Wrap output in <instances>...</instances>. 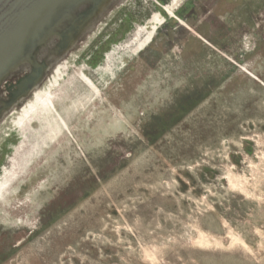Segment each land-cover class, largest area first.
<instances>
[{
  "label": "rangeland",
  "instance_id": "1",
  "mask_svg": "<svg viewBox=\"0 0 264 264\" xmlns=\"http://www.w3.org/2000/svg\"><path fill=\"white\" fill-rule=\"evenodd\" d=\"M168 2L112 0L70 51L133 127L78 83L51 91L70 148L47 137L54 115L21 133L0 114V175L50 149L37 228L0 204V264H264V0H187L139 59L97 73Z\"/></svg>",
  "mask_w": 264,
  "mask_h": 264
},
{
  "label": "bare ground",
  "instance_id": "2",
  "mask_svg": "<svg viewBox=\"0 0 264 264\" xmlns=\"http://www.w3.org/2000/svg\"><path fill=\"white\" fill-rule=\"evenodd\" d=\"M186 1L187 0H169L167 4L161 5V10L154 14L148 23L136 32L134 38L121 49L122 56L120 57V60L116 62L111 60L110 56L106 67L99 69L97 73H101V76L107 75L113 78L116 76L117 72L128 66V62L135 58L139 59L141 53L151 45L158 30L168 19L174 18L180 21L177 12ZM94 22L95 20H93L89 26L91 27ZM51 45L52 44H48L38 57L39 62L44 61V59H48L49 61L47 71L52 70L50 82L42 85L41 80L40 83L29 92V94L4 111L5 116L13 118V126L20 130L21 133H25L26 130L33 127L35 129L38 127L43 129L44 127L40 125L54 115L52 124L49 123V125H47L48 122H45L47 125V127H45L46 133H48L47 137L51 135L52 138L58 137L60 140L63 139L70 148L74 141V133L71 130L69 123L72 122V118L66 120L60 114L53 100L51 91H58L61 85L65 83H68V85L78 83L81 86L87 87L92 92L93 96H96L95 100H98L96 103L111 108V111L117 118L113 120V125L123 122L127 127H133L131 122L118 107V104L100 89L96 82L88 76L84 68L76 65V57H73L70 54V51L74 48V44L66 52L58 56L55 55L54 47L52 48ZM72 57L73 59H71ZM28 67L29 66L24 65L20 67L21 69H17L13 74L17 75L20 72L26 71L25 75H27ZM70 71H73L72 77H69ZM122 96L123 95H121V97ZM125 97L127 99L128 94ZM5 102L6 100L0 99V110ZM85 110L86 107L82 104L81 112H84ZM46 116L47 119L45 118ZM98 123H100V121ZM98 135L99 134H97V136ZM48 143V141H45L44 144L37 145L33 148L28 155L29 157L21 167L18 168L16 166L14 170L12 167H5L0 175V204L8 206L6 210V212H9L8 214L15 213V217H19L16 222H18L20 226H30L29 228L32 230L36 229L38 224L36 219L32 217V213L30 214V210L35 205V197L37 193L36 187L45 182L42 181L44 176L41 171L42 167L39 164L45 158V155L49 153L50 149Z\"/></svg>",
  "mask_w": 264,
  "mask_h": 264
},
{
  "label": "water",
  "instance_id": "3",
  "mask_svg": "<svg viewBox=\"0 0 264 264\" xmlns=\"http://www.w3.org/2000/svg\"><path fill=\"white\" fill-rule=\"evenodd\" d=\"M111 1L0 0V85L20 67L29 66L0 114L42 80L49 61H38L41 51L52 44L55 55L66 52Z\"/></svg>",
  "mask_w": 264,
  "mask_h": 264
},
{
  "label": "flooded vegetation",
  "instance_id": "4",
  "mask_svg": "<svg viewBox=\"0 0 264 264\" xmlns=\"http://www.w3.org/2000/svg\"><path fill=\"white\" fill-rule=\"evenodd\" d=\"M14 90H16V87H13V88L9 89V92H10V91H14ZM10 97H11V94L9 93L8 100L10 99Z\"/></svg>",
  "mask_w": 264,
  "mask_h": 264
}]
</instances>
